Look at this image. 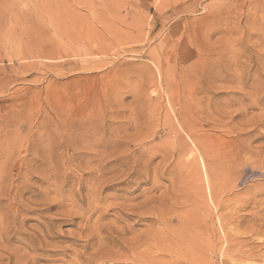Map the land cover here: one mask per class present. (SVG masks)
Here are the masks:
<instances>
[{
	"label": "rangeland",
	"instance_id": "374dc122",
	"mask_svg": "<svg viewBox=\"0 0 264 264\" xmlns=\"http://www.w3.org/2000/svg\"><path fill=\"white\" fill-rule=\"evenodd\" d=\"M231 258L264 264V0H0V264Z\"/></svg>",
	"mask_w": 264,
	"mask_h": 264
},
{
	"label": "bare ground",
	"instance_id": "6f19581e",
	"mask_svg": "<svg viewBox=\"0 0 264 264\" xmlns=\"http://www.w3.org/2000/svg\"><path fill=\"white\" fill-rule=\"evenodd\" d=\"M222 53H224V52H222ZM225 67H227L228 69L230 68V67H228V66H223L222 68H219V69H221L222 71H223V69L225 68ZM219 69L217 70V72L219 71ZM230 70V69H229ZM212 72V71H211ZM220 72V71H219ZM239 77V76H238ZM237 77V78H238ZM240 79V78H239ZM241 86L243 85V83H241L240 84ZM244 86V85H243ZM242 90L241 89H236V91H231V93H230V96L232 97V98H235L238 94H239V92H241ZM198 141V140H197ZM202 146H203V148L205 149L204 150V154H205V156L206 157H208V158H210L211 159V163H212V165L211 164H209L207 167H205V164H204V162L202 161V167H203V174H204V178H205V182H207L208 183V179H209V181H210V179H215V178H219L220 176H222V167H220V163H221V161H222V159H221V156L220 155H218V153L216 152H214V150H210V151H208L207 150V148H206V146H204L203 144H202ZM198 150H200V149H198ZM122 160V159H121ZM107 163V162H106ZM107 165V164H106ZM101 168V167H100ZM104 170V169H103ZM101 171V170H100ZM105 171V170H104ZM96 172V171H95ZM194 173V172H193ZM44 180H47L46 178L44 179ZM102 180V179H101ZM44 183L46 182V181H43ZM103 182H104V180H103ZM106 182V181H105ZM47 183V182H46ZM57 183V182H56ZM64 183V182H63ZM53 192H54V190H53ZM70 192V191H69ZM72 192V191H71ZM64 194H66V193H64ZM70 194V193H69ZM102 195V194H101ZM68 196V195H67ZM70 196V195H69ZM72 196V195H71ZM63 197V196H62ZM88 197V196H87ZM69 198V197H68ZM67 198V199H68ZM55 199H56V197H55ZM94 199H95V197H94ZM50 200V199H49ZM53 200V199H52ZM70 200H73V198H71ZM54 201V200H53ZM52 201V203H54ZM64 201V200H63ZM74 201V203H75V200H73ZM96 201V200H95ZM71 202V201H70ZM63 203V202H62ZM54 205V204H53ZM55 205H56V203H55ZM70 206H71V204H70ZM122 206H124L123 204H122ZM133 206V205H132ZM30 207V206H29ZM121 207V206H120ZM126 207V206H125ZM135 207V206H134ZM28 208V207H27ZM73 208V207H72ZM31 209V208H30ZM115 209V208H114ZM117 209V208H116ZM124 209V208H123ZM127 209V208H126ZM87 210V209H86ZM85 210V211H86ZM72 211V210H71ZM133 211V210H132ZM132 211H130V212H132ZM64 212V211H63ZM79 213V212H78ZM128 213H129V211H128ZM24 214V213H23ZM120 214V213H119ZM132 214V213H131ZM130 214V215H131ZM137 214V213H136ZM141 214V213H140ZM140 214H139V216L138 217H140ZM123 215V214H122ZM124 215H126V214H124ZM138 215V214H137ZM172 215V214H171ZM129 216V215H128ZM104 217V216H103ZM125 217H127V216H125ZM132 217V216H131ZM27 218V217H26ZM131 219V218H130ZM140 219V218H139ZM184 219H186V218H184ZM20 220V219H19ZM73 220V219H72ZM121 220V219H120ZM123 220V219H122ZM170 220V219H169ZM183 220V219H182ZM78 221V220H77ZM89 221V220H88ZM139 221V220H138ZM184 221V220H183ZM66 222V221H65ZM69 222H72L71 221V219H70V221ZM99 222V221H98ZM101 222V221H100ZM117 222V221H116ZM134 222V221H133ZM189 222V221H188ZM77 223V222H76ZM83 223V222H82ZM138 223H140V222H138ZM192 223H193V221H192ZM46 224V223H45ZM181 224H183V223H181ZM185 224V223H184ZM191 224V223H190ZM51 225V224H50ZM75 225H77V224H75ZM80 225H81V223H80ZM94 225V224H93ZM116 225V224H115ZM119 226V225H118ZM186 226V225H185ZM191 226V225H190ZM194 226H195V224H194ZM193 226V227H194ZM51 227H52V225H51ZM187 227H189L188 225H187ZM46 228V227H45ZM122 229V228H121ZM131 229V228H130ZM185 229H188V228H185ZM172 230V229H171ZM189 230V229H188ZM193 230V229H192ZM127 231V230H126ZM174 231V230H173ZM176 231V230H175ZM190 231V230H189ZM46 232V231H45ZM112 232V231H111ZM110 232V233H111ZM121 232V231H120ZM125 232V231H124ZM123 232V233H124ZM184 232H186V231H184ZM183 232V233H184ZM44 233V232H43ZM99 233V232H98ZM174 233V232H173ZM172 233V234H173ZM190 233V232H189ZM46 234V233H45ZM45 234H43L44 236H46ZM193 234V233H192ZM14 235V234H13ZM184 235V234H183ZM185 235H187L186 233H185ZM25 236V235H24ZM29 236V235H28ZM101 236V235H100ZM107 236V235H106ZM31 237V236H30ZM108 237V236H107ZM182 237H185V236H182ZM41 238V237H40ZM80 238H81V236H80ZM101 238V237H100ZM183 239H185V240H189V234L187 235V237L186 238H183ZM191 239H193V237L191 236V238H190V243H192L191 242ZM27 240V239H26ZM30 240H31V238H30ZM93 240V239H92ZM91 240V241H92ZM46 241V240H45ZM44 241V242H45ZM143 241V240H142ZM37 242V241H36ZM43 242V241H42ZM184 242V241H183ZM41 243V242H40ZM88 243V242H87ZM91 243V242H90ZM144 243V242H143ZM187 243H189V242H187ZM188 244L189 246L191 245V244ZM45 243H43V246H46V245H44ZM89 244V243H88ZM136 244V243H135ZM151 244V243H150ZM157 244V243H156ZM36 245V248L38 249V244L36 243L35 244ZM148 245V244H147ZM169 245V244H168ZM167 245V246H168ZM187 244H186V248H187V246H188ZM31 246V245H30ZM151 246V245H150ZM84 247V246H83ZM144 247V246H143ZM142 247V248H143ZM155 247V246H154ZM140 248V247H139ZM141 248V249H142ZM161 248H163V247H161ZM183 248H185V247H183ZM29 249H32V247L30 248L29 247ZM36 249V250H37ZM40 249V248H39ZM136 249V248H135ZM138 249V248H137ZM144 249V248H143ZM159 249V248H158ZM171 249V248H170ZM172 249H173V251H175V250H177L175 247H173V245H172ZM180 249V248H179ZM151 250V249H150ZM155 250V249H154ZM165 250H168V247H167V249H165ZM187 250V249H186ZM133 251V250H132ZM179 251H181V250H179ZM185 251V249L182 251V252H184ZM190 251H191V249H190ZM189 251V252H190ZM31 252V251H30ZM36 253H37V251H35ZM138 252V251H137ZM151 252V251H150ZM168 252V251H167ZM175 252H177V251H175ZM186 252V251H185ZM184 252V253H185ZM29 253V252H28ZM33 253V252H32ZM155 253H158V252H155ZM169 253H171V252H169ZM134 254H136V251H135V253ZM138 254V253H137ZM136 254V255H137ZM154 254V253H153ZM165 254V253H164ZM187 255H188V253H186ZM27 255V254H26ZM149 255H150V253H149ZM172 255H173V253H172ZM221 255V254H220ZM34 256H36V254L34 255ZM94 256V255H93ZM146 256V255H145ZM154 256H155V254H154ZM37 257V256H36ZM160 257V256H159ZM161 257H162V255H161ZM134 258H136V256L134 257ZM146 258V257H145ZM144 258V259H145ZM252 258V257H251ZM33 259H34V257H33ZM142 259V258H141ZM141 259H139V260H141ZM157 259V258H156ZM155 259V260H156ZM233 258H231V260H232ZM17 260H19V259H17ZM100 260V259H99ZM103 260V259H102ZM109 260V259H108ZM107 260V261H108ZM136 260V259H135ZM152 260V259H151ZM150 260V261H151ZM158 260V259H157ZM156 260V261H157ZM230 260V261H231ZM89 261V260H88ZM96 261V260H95ZM111 261H113V260H111ZM233 261V260H232ZM231 261V262H232ZM20 262V261H19ZM90 262V261H89ZM141 262V261H140ZM145 262V261H144ZM234 263H237V264H239V260H234L233 261ZM36 263V262H35ZM88 263V262H87ZM96 263V262H95ZM101 263H103V261L101 262ZM100 263V264H101ZM106 263V261L104 262V264ZM108 263H109V261H108ZM107 263V264H108ZM136 263H137V261H136ZM151 263V262H150ZM154 263V262H153ZM234 263H232V264H234ZM16 264V263H15ZM20 264V263H19ZM110 264V263H109ZM113 264V263H112ZM158 264V263H157Z\"/></svg>",
	"mask_w": 264,
	"mask_h": 264
}]
</instances>
